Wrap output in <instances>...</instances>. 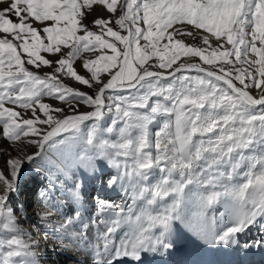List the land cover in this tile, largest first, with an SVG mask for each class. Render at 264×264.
I'll return each mask as SVG.
<instances>
[{
	"label": "snow or ice",
	"instance_id": "1",
	"mask_svg": "<svg viewBox=\"0 0 264 264\" xmlns=\"http://www.w3.org/2000/svg\"><path fill=\"white\" fill-rule=\"evenodd\" d=\"M0 138V264H42L45 224L78 264H145L193 214L205 243L264 249V0H0ZM73 158L71 187L50 172L39 191L34 235L22 171L71 176ZM80 172L120 199L88 214Z\"/></svg>",
	"mask_w": 264,
	"mask_h": 264
},
{
	"label": "bare ground",
	"instance_id": "2",
	"mask_svg": "<svg viewBox=\"0 0 264 264\" xmlns=\"http://www.w3.org/2000/svg\"><path fill=\"white\" fill-rule=\"evenodd\" d=\"M37 167L39 168V173L33 170L34 168H37ZM26 171L33 175L40 176V178H43L44 176L48 178L51 172L54 175V178L58 177L59 180L62 182V186L60 190L64 191V188L71 187L72 184L74 183L76 179L77 168L70 165V171L73 174L69 176L66 173L57 172L56 169L47 161V159H45L43 162L34 161L32 165L27 167ZM79 174L83 176L85 180L84 191H85V194H88L91 187L97 184L93 178L91 179L90 177H86L82 175L81 172ZM23 185H24L23 187H20V194L18 195L20 197L23 195V193L27 192V190H29V192L32 191V188L35 185V183L34 181H32L31 178H26ZM108 192L112 194L111 195L112 197H108L107 195L103 196V193H104L103 189H102V193H100L99 196L101 198L108 197L109 199H113V200L117 198L116 197L117 195L120 196V192L118 188L108 189ZM34 193L35 192H33V194ZM33 194L31 192V194L28 195L27 202H29L28 206H30V211H31V207H33V211H34L33 214H35L34 220H36L37 225H40L42 222L39 220V217L37 216V212L41 211L42 209L37 207L38 197ZM61 199H63V197H61ZM117 201H118V198H117ZM91 202H93L92 199L86 200L87 213H89L90 209L93 208L92 205L90 204ZM25 206L26 204L24 205V207ZM218 212H219V216H218ZM221 213H225V210L223 206L219 204L216 205L212 210H210V214L214 216L217 221L220 222L219 227L221 226L222 223H224ZM28 215H30L29 212H28ZM191 220L192 219L190 216V221ZM193 226L194 224L192 222H191V225L190 224H179L178 225V237L175 243V247L171 251V253L168 256H165L163 258L159 256H156V257L149 256L148 259L145 261V264H216V263H220V260H223L222 262H224V264H235L236 260H237L236 264H257L262 259H264L263 256H258V257L249 256V259L248 257H246L244 258L245 259L244 260L241 257V253H243L244 251L242 248L238 246L237 247H227L223 245H214L211 243H205L193 231ZM252 230H250L246 235L241 237V242L249 241L248 238L251 236V234L253 237L257 233ZM45 231L49 233L48 240L46 243L42 239V235L37 236V239H40L41 244H42V250L40 253L42 264H49V258L50 256L53 255V254L52 255L49 254V252L52 251L51 250L52 247H56L57 250L55 252H60V254H62L61 256H63V258L62 257L59 258V261H62L60 262V264H78V262H83L88 259V257L84 253L78 250L77 251L59 250V242L57 240V237L60 235V233L55 232L51 224H45L43 227H40L41 234ZM32 233L35 235L36 230L33 231ZM260 264H264V263L261 262Z\"/></svg>",
	"mask_w": 264,
	"mask_h": 264
},
{
	"label": "rangeland",
	"instance_id": "3",
	"mask_svg": "<svg viewBox=\"0 0 264 264\" xmlns=\"http://www.w3.org/2000/svg\"><path fill=\"white\" fill-rule=\"evenodd\" d=\"M183 39L188 44L195 45V46H200L198 38L194 39L193 37H184ZM192 59H193L194 62H199L198 58H192ZM69 83H71V82L69 81ZM251 91L253 92L254 95L256 94L254 89L251 90ZM45 102L51 103V104H55L58 107L62 106V105L57 104L55 101L49 100L47 98L45 99ZM87 110L88 109H86V108H81V111H87ZM67 112H68V114H71V109H68ZM28 139H31V137L23 138L22 141L20 142V147L24 148L25 151L30 154V153L34 152L35 147L33 145L27 144V140ZM8 147H9L8 142L6 140H3L2 138H0V148H8ZM82 149H83V145H79L75 149H73V151L82 153ZM9 150H11V149H9ZM12 154L16 155V151H12ZM7 158H8L7 156H4V155H2V153H0V165L1 166L3 165V161L6 160ZM79 163H80V161H76L73 158V163L71 165L76 167V165L79 164ZM27 167H28V165H26V169H27ZM5 171H6V169H5ZM81 173H82V175L88 177L83 172H81ZM26 178H31L32 181H34L35 185L33 186L32 191L29 192V190H27V192L23 193V195L21 197L17 196L15 198V200H16L17 203H22L23 205L26 204L25 208L27 209V213H26V217L27 218L25 219V218L22 217L21 218V223L24 225L25 228H27L28 231L33 232L36 229H34L32 227V225L33 224L37 225V223H36V220H34L35 214H33V212H34L33 211V207H31V211H30V206H28L29 202H27V197H28V195L31 194V192H32V194H33V192H35L33 195H35V196H37L39 198V191L47 186L48 179L45 176L43 178H40V176L33 175V174L27 172L26 170H23L22 173H21L20 187L24 186L23 184H24ZM102 189H103V192H104L103 196L107 195L108 197H112L111 196L112 194L110 192H108L107 188H103V187H101L99 185H93L91 187V189L89 190V193L86 194L85 200L92 199L93 195H99L100 193H102ZM108 197H106L105 199H109ZM116 197L118 198V200L120 199L119 195H117ZM102 198H104V197H102ZM117 198L114 199V200L113 199H110V200L117 201ZM90 204L93 205V202H91ZM92 209H90V212L88 214L93 212L94 209L93 210ZM28 212H29L30 215H28ZM218 216H219V212H218ZM191 219H192L191 222L193 224H195L196 217L194 216V214L191 216ZM225 226H226L225 223H222L220 227H225ZM252 231H255V232L258 233V231H256L255 229L252 230ZM257 233L253 237H252V234H251V236L249 237L250 239L248 238V240L251 241L254 238H258L260 236V233H258V234ZM243 251L244 252L241 253L242 259H244L246 257H248V259H249V256H253V257H255V256H257V257L258 256H263L264 257V249H247V250L243 249ZM49 254L50 255L53 254L49 258V264H60V262H62V261H59V258H61V257L63 258V256H61L62 254H60V252L50 251ZM222 261L223 260H220V263H216V264H222V263L224 264V262H222ZM235 262L237 263V260Z\"/></svg>",
	"mask_w": 264,
	"mask_h": 264
}]
</instances>
